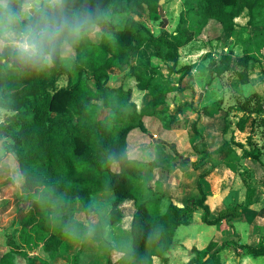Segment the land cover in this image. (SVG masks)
I'll return each instance as SVG.
<instances>
[{"label": "trees", "instance_id": "trees-1", "mask_svg": "<svg viewBox=\"0 0 264 264\" xmlns=\"http://www.w3.org/2000/svg\"><path fill=\"white\" fill-rule=\"evenodd\" d=\"M160 1L62 0L66 11L90 13L95 25L107 23L111 34L94 42L90 30L86 31L69 43L78 53L76 59L61 52L43 67L23 65L0 54V109L12 112L0 121V142L6 154L15 158L23 181L11 194L15 202L19 189L12 221L16 236L8 237L9 251H2L0 264H15L12 255L28 256L31 249L39 247L51 258L57 257L69 236L85 237L88 228L78 219V211L82 207L86 214L94 212V197L104 192H113L116 197L111 205L113 224L121 220L122 202L133 200L136 204L131 231L133 264H152L154 257H163L174 244L177 228L189 224L186 210L172 200L163 212L166 195L147 185L145 163L131 157L128 148L130 132L143 128L144 113L132 102L133 87L146 91L144 105L166 120L168 129L177 119L168 105L169 95L186 88L158 79L155 72L149 74L151 68L143 60L134 64V53L151 43L155 58L171 62L174 72L189 74V65L177 69L180 51L201 37L212 22L223 33L236 32L245 28L236 18L247 11V25L254 36L264 37V0H187L192 7L190 18L185 13L173 33L164 29L155 34L145 25L143 15L158 16ZM107 12L112 16L128 13L125 26L111 24ZM227 61V56L221 57L220 62ZM257 62L258 56L247 52L234 66L244 68L239 72L243 76ZM113 69H129L119 88L109 86ZM64 78L66 84L60 86ZM246 123L242 118L239 129ZM197 124H193V132L200 138ZM227 130L226 125L224 132ZM220 148L232 158L231 141L224 140ZM203 153L202 161L213 155ZM202 161L194 163L195 167ZM205 175L199 176L194 186L184 187L191 192L187 205L193 201L205 210V222L216 224L221 218L210 219L202 187ZM255 193V188L247 190L246 205ZM220 250L215 241L205 250L193 249L195 256L188 264H221ZM250 250L264 255L263 246ZM78 263L76 258L72 264ZM26 264H49V260L28 257Z\"/></svg>", "mask_w": 264, "mask_h": 264}, {"label": "crops", "instance_id": "crops-1", "mask_svg": "<svg viewBox=\"0 0 264 264\" xmlns=\"http://www.w3.org/2000/svg\"><path fill=\"white\" fill-rule=\"evenodd\" d=\"M244 13L248 14L247 11ZM239 17L236 18V22L245 27L244 29L248 28L249 15L246 25H241ZM98 26L95 25V29ZM94 30H90V37L94 42H100L101 40L96 41L92 38ZM222 34L221 31L220 36ZM69 47L75 54V57L70 58L76 59L78 53L70 45ZM262 49L259 51L260 54ZM259 52H250L258 56L259 62L252 65L248 72H260V68H264V60L262 61ZM242 56L244 55L239 57ZM125 70H127L126 75L129 69ZM252 78L246 88L249 93L240 89L239 96L251 97L259 94L264 104V80L258 75ZM123 81L118 87H114L110 85L109 80V86L119 88ZM233 83L232 90L238 92L240 82L234 80ZM134 88L138 87L134 86L133 90ZM144 99L145 95L141 106L146 108ZM233 103H227L228 107L239 108L237 99ZM143 108L138 110L144 113L143 128L133 129L128 135L129 155L145 163L147 185L166 195L162 203L163 212L167 210L172 200L186 210L190 220L188 225H180L177 228L171 249L163 257H154L152 264H188L195 256L192 253L193 249L205 250L212 241L217 242L221 247V264H264V255L257 256L250 250L251 247H264V125H259L258 121H255L257 115L253 110H249L250 105L243 110L242 108L233 110V113L229 112L230 115L224 112L228 110L225 107L221 112L218 110L217 114L210 112L209 109L202 112L194 121V123L198 121L200 138L198 141H189L188 146L186 144L184 148L179 141L180 130L173 126L169 129L161 128V121L154 118L152 112L149 111V114L143 112ZM230 116L236 118L232 123L233 119ZM242 118L247 119V123L245 128L240 130L238 123ZM153 119L158 121L152 125L157 129L156 133L150 132V129H155L149 126ZM226 125L228 130L225 133ZM133 136H136V141L131 144L130 140ZM224 140L232 142L234 153L231 159L226 152L220 150ZM196 143L199 144L194 148ZM203 151L212 153V157L202 161L205 155ZM200 160L202 162L195 167L194 163ZM212 165H214L213 169ZM203 174L206 175L202 180V187L207 196L206 204L210 209V219L221 218L216 224L205 222V210L194 205L193 201L187 205L191 192L184 191V187L194 186L196 180ZM187 175L191 176L190 180H186ZM249 188H255L256 193L252 202L246 205ZM115 199L113 192H104L94 197V212L86 214L81 207L85 217L78 219L86 224L88 232L83 238L69 236L56 258L70 261L71 264L76 258L78 264H133L131 231L137 212L136 204L133 200L122 202L119 205L121 220L113 224L111 205ZM102 210L107 214L109 225H95ZM96 215L94 219L93 216Z\"/></svg>", "mask_w": 264, "mask_h": 264}, {"label": "rangeland", "instance_id": "rangeland-1", "mask_svg": "<svg viewBox=\"0 0 264 264\" xmlns=\"http://www.w3.org/2000/svg\"><path fill=\"white\" fill-rule=\"evenodd\" d=\"M45 1L46 0H41L42 3ZM160 2L161 10L158 16L150 15L148 13L143 15L145 25L155 34H159L164 29L173 33L178 27L182 15H185V13L186 17L188 19L190 18L189 9L192 7L188 5L187 0H161ZM109 13L110 12H107V15ZM128 17V13H121L116 16L108 15V20L116 27L123 28ZM248 19V14L244 13L239 17V22L241 25H246ZM165 20H168V25L166 27ZM215 23L216 22H212L209 29L207 31L205 30L201 37L183 47L180 51V59L177 69L189 65L191 66L189 74H186L184 70H182V72H174L171 69V62H162L155 58L153 55L155 49L151 43L146 44L143 49L134 53V64L138 63L139 60H143L145 63H148L151 68L149 74L155 72L158 79L166 81V83L175 87L180 86L186 88L183 92L175 91L171 93L168 99L170 109L177 112V119L172 126L180 130L181 135L179 136V141L182 144V148H184L186 144L188 146V142L191 140L193 142L198 141L199 137L193 132V124L194 121L198 119V115L202 114V112L208 111L207 109H209L210 112L217 114L218 110L221 112L224 110L222 108L225 107V109H228L226 110L228 112L225 110L224 112L227 115H230V113H233V110H241V108L243 110L250 105L249 110H253L257 115L255 121H258L257 123L259 125H264L263 98L259 94H255L251 97L239 96L240 89L245 93H249V90L246 88L249 86L250 80L253 79L252 76L258 75L259 78L264 80V68H260V72H248V69L245 73L247 76H244V74L243 78V76L239 75V72L243 71L244 68H240L238 65L234 66L240 55H245L247 52L258 51L261 46L264 47V37L257 39V37L254 36L251 27L240 29L237 32H222L223 34L220 36L222 30L220 26ZM110 30V26H108L107 23H103L93 31L92 38L96 41H100L104 34H111ZM263 49L261 54L259 52L260 57L263 58L262 61L264 60ZM62 54L69 57H75L74 52L69 46L67 51L62 52ZM222 56L228 57V63L220 62ZM228 65L229 67H227ZM126 72L127 70L125 69H114L111 71L110 85L118 87L122 83ZM226 72H228V74H226ZM261 74L263 75L261 76ZM234 80L240 82V88L237 90L238 92L232 90ZM65 84L66 79L64 78L61 80L60 86H65ZM227 89L231 90L228 91ZM132 95V101L140 111L143 108L141 105L143 104L145 91L134 88ZM228 96L229 98H227ZM247 98H250L249 102H247ZM226 99L228 101H226ZM236 99L239 108H236L235 106L229 108L228 104H234L233 102H235ZM147 106L148 105L145 106L146 108H143V112L146 114H149V111L154 113L152 114L154 115V118H158L159 121H161V128L167 129L166 120L162 119L159 114L153 112V110ZM11 114L12 112L0 109V121L5 120L6 117ZM232 115L233 114H231V116ZM231 118L233 119L231 120L232 123L236 118L234 116ZM167 121H169V119H167ZM156 122L158 121H154L153 119L150 123L151 125H149L150 128H155L152 125ZM202 128L204 129V126H202ZM152 131L155 133L158 132L156 128L153 130L150 129V132ZM135 137L136 136L131 137V144L136 141ZM249 142L252 144L251 140H249ZM0 156L2 157L0 160L1 257L2 251H9L8 237L16 236L14 228L12 227V221L17 212L19 189L17 190L18 195L15 202L13 201L11 194L14 187L19 188L22 186L23 181L17 170L18 166L15 158L12 155L6 154L1 142ZM77 217L82 219L85 217L82 208H80ZM94 217H97V215L93 216V218ZM95 225H109L107 214L103 210L101 211L99 220L95 222ZM38 256L49 260V264H71L70 261H65L63 259L59 260L56 257L51 258L47 253L43 252L40 247L36 250L31 249L28 256L12 255L11 259L15 264H26L28 257Z\"/></svg>", "mask_w": 264, "mask_h": 264}, {"label": "clouds", "instance_id": "clouds-1", "mask_svg": "<svg viewBox=\"0 0 264 264\" xmlns=\"http://www.w3.org/2000/svg\"><path fill=\"white\" fill-rule=\"evenodd\" d=\"M95 29L90 13H70L62 0H0V54L43 67L71 41Z\"/></svg>", "mask_w": 264, "mask_h": 264}, {"label": "water", "instance_id": "water-1", "mask_svg": "<svg viewBox=\"0 0 264 264\" xmlns=\"http://www.w3.org/2000/svg\"><path fill=\"white\" fill-rule=\"evenodd\" d=\"M161 4V2H160ZM168 25V20H165V27Z\"/></svg>", "mask_w": 264, "mask_h": 264}]
</instances>
